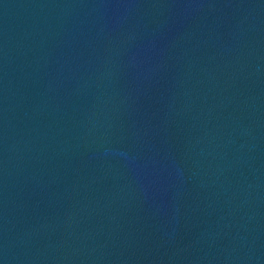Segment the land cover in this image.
Segmentation results:
<instances>
[{"label":"water","instance_id":"water-1","mask_svg":"<svg viewBox=\"0 0 264 264\" xmlns=\"http://www.w3.org/2000/svg\"><path fill=\"white\" fill-rule=\"evenodd\" d=\"M0 264H264V0H0Z\"/></svg>","mask_w":264,"mask_h":264}]
</instances>
